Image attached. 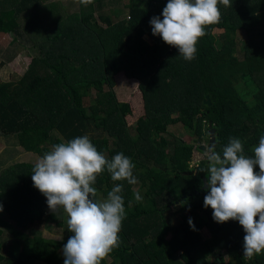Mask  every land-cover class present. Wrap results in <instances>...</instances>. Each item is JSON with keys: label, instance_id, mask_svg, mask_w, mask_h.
Returning a JSON list of instances; mask_svg holds the SVG:
<instances>
[{"label": "trees", "instance_id": "1", "mask_svg": "<svg viewBox=\"0 0 264 264\" xmlns=\"http://www.w3.org/2000/svg\"><path fill=\"white\" fill-rule=\"evenodd\" d=\"M114 2L94 0L75 15L57 17L55 34L28 38L39 54L18 81L0 82V138L15 137L25 152L42 157L51 150L46 146L54 132L60 137L53 145L87 134L109 159L120 152L132 159L138 190L137 184L113 182L107 172L94 185L100 199L122 183L125 201L119 247L108 256L111 263L105 259L102 264H210L208 258L222 251L232 264H264V255L243 258L245 233L238 221L216 223L212 209L204 208L206 170L190 175L194 147L167 132L168 127L181 125L194 131L201 143V129L211 122L212 149L222 155L229 138L236 137L242 140L245 155L254 156L252 149L264 134V0L220 5V22L206 26L190 62L152 34L149 22L154 16L163 18L167 0H131L129 18L117 22L107 14L99 16L101 21L95 17L96 10L104 11ZM59 8L45 6L42 0H0V32L14 35L15 43L23 38V16L33 18L42 10L59 14ZM214 29L222 30L220 47ZM239 30L250 34L241 59L235 55ZM121 72L139 81L144 115L135 136L125 120L132 115L131 105L119 102L114 92L115 77ZM93 89L95 103L87 108L85 98ZM206 96L210 105L203 103ZM207 165L200 163L204 169ZM33 166L17 164L0 174V204L9 217L0 219V227L22 245L17 261L2 256L0 246V264H64L62 248L71 233L62 241L26 233L49 222L64 226L33 186ZM136 192L146 205L135 200ZM174 204L184 211L180 230L167 218ZM203 229L209 232L207 240L200 235Z\"/></svg>", "mask_w": 264, "mask_h": 264}, {"label": "clouds", "instance_id": "2", "mask_svg": "<svg viewBox=\"0 0 264 264\" xmlns=\"http://www.w3.org/2000/svg\"><path fill=\"white\" fill-rule=\"evenodd\" d=\"M79 2L88 6L94 0ZM220 5L231 7V0H167L163 18L154 16L149 22L152 34L190 62L196 58L206 26L220 22ZM252 151L254 156L245 155L243 142L236 137L229 138L222 155L210 149L203 200L204 208L212 209L216 223L238 221L242 226L245 260L264 255V134ZM134 168L132 159L123 152L106 157L87 134L53 145L35 162L33 186L46 197L51 212L62 210L67 217L71 235L62 248L64 264H102L119 247L126 218L123 184H114L102 199H97L94 185L105 172L113 182L135 185ZM134 197L137 202L143 200L139 192ZM189 225L194 229L191 219Z\"/></svg>", "mask_w": 264, "mask_h": 264}, {"label": "rangeland", "instance_id": "3", "mask_svg": "<svg viewBox=\"0 0 264 264\" xmlns=\"http://www.w3.org/2000/svg\"><path fill=\"white\" fill-rule=\"evenodd\" d=\"M131 0H115L114 5L112 7L119 9L122 11L121 15L113 14L118 10L113 9L112 7L107 8L106 11L102 13H106L107 15H112L113 21H119L121 19L129 18V9L125 6ZM142 2L144 0H141ZM44 5L47 4H60L64 6V10L68 13L79 11L80 2L77 0H42ZM108 7V6H107ZM36 23H30L26 25L24 21L20 20L21 28L20 31L25 33L26 36L23 35L19 37L17 42H13L15 39L14 35L5 34L0 32V82H12L18 80L22 74L25 72L26 68L29 66L31 59L37 54V49L34 47L33 42L28 40L29 37L37 35L43 36V32L51 31L56 22V19H51L46 15L40 14V18L38 14H34L33 18ZM42 21H41V20ZM100 20V19H99ZM101 21V20H100ZM43 23V24H42ZM40 24L44 26H39ZM49 27V28H47ZM47 28V29H45ZM40 29V30H39ZM222 30L214 29L213 34L216 36V46L220 47L221 40L219 35ZM249 33L246 30H239L235 35V40L237 45L235 47V55L241 59L242 50L244 48V43L249 39ZM146 40H149L147 36L144 37ZM27 53H31L27 55ZM39 53V52H38ZM122 76H125L124 74ZM116 79V86L114 88V92L117 96L119 102H128L131 105L132 115L125 118L127 127L132 136H135V129L137 127V122L139 118L143 117V102L141 98V94L138 87H136L133 91V88L128 85V81H125L123 78ZM126 77V76H125ZM135 80V79H134ZM137 83H135L136 85ZM134 85V84H131ZM106 90H109L108 86H105ZM97 96L96 90H92L90 95L85 98V107L89 108L95 103V98ZM204 128V126H203ZM201 129L204 135V140L200 143L197 140L194 131H187L181 125H176L173 127H168L167 132L171 134L175 138L183 141L186 144H190L194 147V151L192 154V159L190 162V169L192 173L190 175L198 176L200 174H204V168L200 166V163L208 162L207 160V149L204 152L198 151L196 148L205 147L207 148L208 142L206 141V132ZM58 133L54 132L52 135V140L47 144L46 147L52 149L53 142L55 139L59 138ZM168 138V137H167ZM111 148L114 146L111 144ZM40 157L38 155L30 154L25 152L21 147H19L18 141L15 137H2L0 138V174L3 170L12 167L17 164H31L34 165L35 162ZM135 190L139 189V184H137L134 188ZM102 199V196H100ZM146 205L145 199L141 201ZM162 203V202H161ZM53 213V212H52ZM60 220L63 221L64 226L59 228L55 223L49 222L46 225H40L35 228L29 229L26 233L30 237H43L49 240L62 241L68 238L67 224H66V214L63 211H59L54 213ZM184 215L183 209L177 205H171L168 212L167 218L169 223L174 229L180 230V225L182 224L181 216ZM0 219L4 221H9V217L5 214L4 210L0 212ZM0 229L3 231V236L0 237V246H1V255L7 259H12L17 261L20 255L21 244L16 242L14 238L8 233V231L4 230L2 227ZM200 235L204 240H207L210 235L206 229H203L200 232ZM171 237V234L167 236V239ZM63 257V256H62ZM64 258V257H63ZM108 263H111V259L106 258ZM210 264H232L231 259L228 257L226 251H222L220 253H215L213 256L208 258ZM31 264H43L38 262H31Z\"/></svg>", "mask_w": 264, "mask_h": 264}, {"label": "crops", "instance_id": "4", "mask_svg": "<svg viewBox=\"0 0 264 264\" xmlns=\"http://www.w3.org/2000/svg\"><path fill=\"white\" fill-rule=\"evenodd\" d=\"M78 2H79V0H77ZM130 3V2H129ZM128 3V4H129ZM52 4H56V3H52ZM128 4L125 6L126 8H127V6H128ZM43 5H44V3H43ZM48 5H50V4H47V5H45V6H48ZM56 6L57 7H62V9L61 8H59V9H61L60 10V12H59V14H58V12L57 11H55V12H53V13H50V12H48V10H42V11H40V12H38L37 14H38V17L40 18V14H42V15H46L47 17H49V18H51V19H56V22H55V24H54V26H53V28L54 29H52L51 31H48V32H43V36H45V37H47V36H51V35H53V34H55V32L58 30L57 28H59V22H57V17H58V19L60 18V17H62V18H64V19H66L68 16H71V15H75V14H77L80 10H81V8L82 7H88V6H84V5H82L81 4V6H80V9H79V11H76V12H72V13H68L67 11H65L64 10V6L63 5H58V4H56ZM113 9H116V8H114V7H112ZM116 10H118V11H116V12H113V14H118V15H121V13H122V11L121 10H119V9H116ZM106 11V10H105ZM103 11H100V10H96L95 11V17L97 18V19H99L100 17V15H102V14H106V13H102ZM128 13H129V11H128ZM112 16V15H111ZM112 19H113V17H112ZM41 20V19H40ZM122 20V19H121ZM21 21H24L25 23H26V25H29L30 23H36L35 22V20L34 19H32L31 17H27V16H23L22 18H21ZM42 21V20H41ZM115 22V21H114ZM117 22V21H116ZM43 24V23H42ZM42 24H40L39 26L41 27V26H44V25H42ZM21 25V24H20ZM47 28H49V27H47ZM47 28H45V29H47ZM40 30V29H39ZM22 33V35H24V36H26L25 35V33H23V32H21ZM44 37V38H45ZM34 43V42H33ZM34 45V44H33ZM37 49V54L35 55V56H37L39 53V49L38 48H36ZM31 53H27V55H30ZM34 56V57H35ZM33 57V58H34ZM32 58V59H33ZM32 59H31V61H32ZM31 63V62H30ZM27 69V68H26ZM26 71V70H25ZM24 74V73H23ZM22 74V75H23ZM125 75V73L124 72H121V73H119L117 76H119L118 78H123L125 81H128V85L129 86H131L132 88H133V91H135L134 89L136 88V87H138L139 88V81L137 80V79H129L126 75V77L125 76H122V75ZM116 76V77H117ZM19 80V79H18ZM18 80H16V81H18ZM135 83H137L136 85H135ZM131 84H134V85H131ZM139 91V90H138ZM6 214V213H5Z\"/></svg>", "mask_w": 264, "mask_h": 264}, {"label": "water", "instance_id": "5", "mask_svg": "<svg viewBox=\"0 0 264 264\" xmlns=\"http://www.w3.org/2000/svg\"><path fill=\"white\" fill-rule=\"evenodd\" d=\"M204 104L206 105H210V101H209V97L206 96L205 99H204ZM203 131L207 132L208 134V147H207V150L209 152L210 149H212L214 147V143H215V130L213 129L212 127V123L211 122H208L207 126H205L203 128ZM203 138H204V135H203ZM206 149L205 147H200L199 148V151L200 152H204ZM202 183H203V188L202 190L206 191V187H207V180L206 179H202Z\"/></svg>", "mask_w": 264, "mask_h": 264}, {"label": "flooded vegetation", "instance_id": "6", "mask_svg": "<svg viewBox=\"0 0 264 264\" xmlns=\"http://www.w3.org/2000/svg\"><path fill=\"white\" fill-rule=\"evenodd\" d=\"M208 147V146H207ZM205 149H207V148H205ZM207 153H208V150H207ZM208 163V162H207Z\"/></svg>", "mask_w": 264, "mask_h": 264}]
</instances>
